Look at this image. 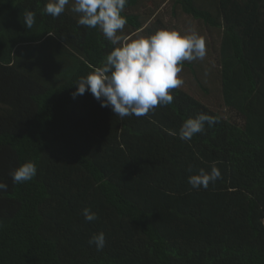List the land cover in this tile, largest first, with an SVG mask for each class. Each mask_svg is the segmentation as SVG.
<instances>
[{
	"label": "trees",
	"instance_id": "16d2710c",
	"mask_svg": "<svg viewBox=\"0 0 264 264\" xmlns=\"http://www.w3.org/2000/svg\"><path fill=\"white\" fill-rule=\"evenodd\" d=\"M49 2L0 0V264H264V0H127L126 41L168 28L172 4L207 55L182 64L197 96L181 86L123 119L90 90L73 97L116 46L78 23L75 0L58 18ZM200 113L220 122L182 140ZM28 161L36 176L15 183ZM213 164L222 178L189 183ZM100 232L102 251L89 243Z\"/></svg>",
	"mask_w": 264,
	"mask_h": 264
},
{
	"label": "clouds",
	"instance_id": "9594fccd",
	"mask_svg": "<svg viewBox=\"0 0 264 264\" xmlns=\"http://www.w3.org/2000/svg\"><path fill=\"white\" fill-rule=\"evenodd\" d=\"M69 2L51 0L45 12L58 18L65 12ZM126 6L127 0H75L72 7V11L79 14L78 23L81 26L99 28L106 39L116 46L101 66L95 67L86 77H80L73 97L90 90L101 101L102 107L111 106L121 119L132 115L144 117L155 113L159 107L172 104L174 96L170 93L185 82L180 75L183 72L182 64L203 60L207 55L206 39L195 31L182 34L175 28H162L151 36L126 41L118 34L128 23L122 15ZM25 23L29 29L35 25L34 11L25 10ZM219 122L215 116L200 113L183 123L180 138L190 141L196 134L205 131L206 123L214 126ZM37 171L36 163L28 161L11 175L15 183L22 184L31 181ZM220 178L222 173L213 164L211 172L201 168L199 174L189 177V183L197 189L201 185L207 189L210 183ZM7 187V184L0 182V190H7ZM83 214L88 221L98 219L90 208H85ZM89 243L102 251L106 245L105 233L93 234Z\"/></svg>",
	"mask_w": 264,
	"mask_h": 264
},
{
	"label": "rangeland",
	"instance_id": "374dc122",
	"mask_svg": "<svg viewBox=\"0 0 264 264\" xmlns=\"http://www.w3.org/2000/svg\"><path fill=\"white\" fill-rule=\"evenodd\" d=\"M163 8L164 9L161 11V15H162V19L164 23L167 25L168 28H175L180 31H182V28H183V29H187L188 32L190 31V33L198 29L199 27L198 23L193 20L187 19L188 18L187 16L177 15L178 17L177 18L176 15L173 13L172 4H168L166 7H163ZM200 30L203 31V32H200L201 35L205 34L207 36V31L205 29H202L200 27ZM141 36L147 37L150 35L141 33L132 40H135ZM180 75H181V78L185 81L182 87H185L189 92L193 93L194 95H196L195 91L200 92L199 88L194 83H192V81H189V78L186 75L184 74H180ZM222 111H224L226 115H233L235 113L233 112L232 109L228 107H224Z\"/></svg>",
	"mask_w": 264,
	"mask_h": 264
}]
</instances>
